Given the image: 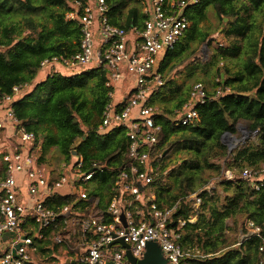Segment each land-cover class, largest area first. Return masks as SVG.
<instances>
[{
	"label": "trees",
	"instance_id": "trees-1",
	"mask_svg": "<svg viewBox=\"0 0 264 264\" xmlns=\"http://www.w3.org/2000/svg\"><path fill=\"white\" fill-rule=\"evenodd\" d=\"M78 1L86 4L89 0ZM73 2L0 0V96L10 93L16 84H29V90L11 104L14 114L28 130L35 132L36 142L42 140V149L54 145L67 165L73 156L71 144L86 135L75 150L84 170L93 163L103 167V171L95 172L88 189L96 202H75L74 195L54 191L44 197L43 203L55 210L70 204L86 214L95 206L102 212V220L110 222L107 207L114 193V181L127 162V139L123 127L99 128L108 100L105 70L88 68L66 76L54 72L35 80L43 58L68 57L78 50L79 24L65 18ZM105 2L112 24L124 28L141 26L146 18L141 0ZM208 7L222 23L221 34L226 43L216 41L212 45L211 57L199 60L204 67L201 71L214 66L218 57L238 58L240 65L233 70L227 64L217 67V80L211 82L210 90L206 88L209 98L197 104L199 118L193 124L181 125L174 118L175 111L188 98V84L183 82L182 87L177 86L166 95L158 94L160 86L155 91L159 97H150V102L158 105L155 120L161 125V132L151 159L154 170L148 187L158 206L176 204L172 218L185 220L177 230L176 240L190 253L181 258L182 264H259L261 239L252 236L242 241L240 236L245 218L260 226L264 235V184L255 189L247 180L226 178L224 171L258 169L264 163V16L260 20L257 17L264 12V0H198L186 6L184 13L190 26L174 49L165 53L159 71L164 73V81L171 82L173 78H166V70L189 52L196 39L211 45L213 38L198 26ZM200 64L193 65L191 70L196 73ZM201 80L197 78L195 82ZM218 86L223 92L215 96ZM239 122H243L248 137L229 148L221 136L225 132L236 133ZM212 178L214 183L210 182ZM195 192L201 202L194 208L190 194ZM192 217L195 219L189 221ZM239 218L242 219L238 221ZM63 219L61 215L56 222L40 228L26 215L20 226L24 227L27 221L34 223L44 234V238L37 240V249L44 250L45 244L51 242L53 250L57 244L54 235L65 231ZM228 219L232 225L227 224ZM85 235L96 237L93 231Z\"/></svg>",
	"mask_w": 264,
	"mask_h": 264
},
{
	"label": "built area",
	"instance_id": "built-area-1",
	"mask_svg": "<svg viewBox=\"0 0 264 264\" xmlns=\"http://www.w3.org/2000/svg\"><path fill=\"white\" fill-rule=\"evenodd\" d=\"M197 1L141 0V11L146 16L142 25L124 28L109 22L105 0H89L86 4L74 0L65 18L79 24L81 37L78 50L68 57H46L39 63V70L47 68V74L56 72L57 66L67 70L101 68L106 72L108 100L102 109L99 128L107 130L123 127L127 139V162L114 181V193L107 207L112 219L110 222L102 220L103 214L95 206L86 214L79 213V209L70 204H63L57 210L44 205V197L54 191L72 194L75 202L84 199L93 205L96 199L89 195L88 184L95 172L103 171V167L100 163H93L91 168L84 170L82 159L78 158L72 166L70 163L62 164L66 171L48 175L35 162L32 153L37 135L21 123L11 106L14 100L28 91L29 84H16L10 93L0 96V129L7 130L8 123L11 128L5 137L14 140L13 144L0 152L4 163L3 175L0 177V237L7 231L17 233L9 247L0 248V264L31 262L30 249L34 250L38 245L37 240L44 238L43 232L34 223L44 228L56 222L61 215L64 216L65 231L55 234L54 242L61 244L68 232L71 237L79 231V227V233L88 243L86 251L76 263L103 264L111 259L115 264H128L124 248L119 244L108 247L115 238H123L136 258L142 257L146 242L152 240L160 246L167 264H182L181 258L190 254L176 242L179 238L177 230L185 223L184 219L172 218L176 204L171 207L158 206L155 194L148 187L154 170L151 159L161 132V125L155 120L159 110L150 102V97L164 83L158 61L162 54L174 49L189 27L190 21L184 10ZM222 92L220 86L216 87L215 96ZM208 98L204 83L193 82L187 100L175 111L177 123L190 125L198 120L196 106ZM224 176L247 180L258 189L264 184V163L258 169L244 167L235 173L225 170ZM20 185L25 186L32 198L30 204L19 199ZM190 198L193 199L194 208L201 202L196 192L190 194ZM26 215L34 223L27 221L32 228L21 236L20 223ZM243 228L240 240L252 236L261 239L258 247L259 264H264V235L260 226L252 219L245 218ZM87 231H93L96 237H86ZM17 243L18 246L15 245Z\"/></svg>",
	"mask_w": 264,
	"mask_h": 264
},
{
	"label": "rangeland",
	"instance_id": "rangeland-1",
	"mask_svg": "<svg viewBox=\"0 0 264 264\" xmlns=\"http://www.w3.org/2000/svg\"><path fill=\"white\" fill-rule=\"evenodd\" d=\"M264 16V12L258 13L257 17L258 19H262ZM264 20V18H263ZM199 28L202 31H205L208 33V36L212 39L211 45H208L206 41H200L199 39H196L190 46L189 52L184 54L181 58L178 60L173 61L171 64H173L172 68H168L166 70L168 76L166 78H173V81L167 82L166 80L164 81V84L159 88L158 94L160 95H166L170 90H174V88L182 87L183 82L188 84L189 86H192V83L195 82L197 78H202L201 82L205 84L206 88L208 90L211 89V82L217 80V72L216 69L217 67L221 66L222 64H227L230 68L236 69L240 65V61L238 58H220L218 57L216 60V64L214 66H208V69H204L201 71L202 68H204L199 60H208L211 57L212 54V45L216 41H221L223 43H226V40H224L221 32L223 25L219 21L218 17L216 16L215 12L211 7H208L205 11V19L199 23ZM240 60L243 61V57H240ZM198 71L195 73L194 71L191 70L193 65H198ZM56 72L63 74V75H69L72 73H77L81 69H75V70H67L64 69L60 66L56 67ZM187 70L190 72L187 73ZM47 68H44L43 70H40L39 73L36 76V81L39 79H43L46 74H47ZM165 72V74H166ZM165 76V75H164ZM178 89V88H177ZM159 97L155 92H152V95ZM170 101V100H169ZM173 104V102L171 103ZM158 106V105H157ZM175 120L177 119V115L175 114L174 116ZM231 137H234L231 138ZM248 137V132L247 129L245 128L243 122H239L237 125V132L233 134H229L227 138L225 139L229 144H227L230 148L235 147L239 143L244 142ZM1 139V138H0ZM49 149V148H48ZM46 150L44 155H45V160H48L50 162V165L48 167H52L51 165H55L60 161L61 157L59 156L57 149L53 150ZM37 152V151H36ZM41 153V150L39 151V154ZM38 154V153H37ZM78 160V155H73L71 160H70V166L74 165L76 161ZM63 171H66V168L63 169ZM209 173V172H208ZM211 183H214L213 178L210 179ZM92 184L89 183L88 187H90ZM242 218H239L241 220ZM241 222V221H240ZM228 225H232L231 219L227 220ZM229 235H232V231L227 232Z\"/></svg>",
	"mask_w": 264,
	"mask_h": 264
},
{
	"label": "crops",
	"instance_id": "crops-1",
	"mask_svg": "<svg viewBox=\"0 0 264 264\" xmlns=\"http://www.w3.org/2000/svg\"><path fill=\"white\" fill-rule=\"evenodd\" d=\"M164 55L165 53L161 55L158 61L159 67H160V63ZM162 74L164 75V73ZM6 125H7L6 126L7 130L0 129V138H1L0 139V152L4 150L5 148H7L9 144L14 143V140L7 139L5 137V135L9 132L8 129L11 128L8 123ZM48 148L42 149V140L39 139L33 146L32 153L35 158V162L38 165L42 166L48 175L54 176V175H57L59 171H63L64 167L62 166V164L65 161H63V159L61 158L57 164L51 165L52 167H48L50 165V162L48 160H45L44 153L47 149L53 150L56 147L54 145H50ZM40 150H41V153L39 154ZM3 170H4V163L0 157V177L3 175ZM0 195H1V192H0ZM19 199L21 201L28 202L29 204L30 202H32V198L28 195L24 185L19 186ZM95 209L96 208H94L92 212L95 211ZM30 228H32V225L29 223H26L24 227L20 228L19 234L22 236L24 233H27V230ZM69 234L70 232L66 234V237L64 238L61 244L55 245V248H53V250L51 249V246H52L51 242L48 243L47 241H45L48 244L47 243L45 244L44 250L37 249V247L34 250L30 249L31 258H32L31 262H33L34 264H78L76 262L79 259V257L86 251L88 243L84 240L83 236L81 235V233H79V231L76 234L72 235L71 237L69 236ZM12 240L13 238L11 236L3 237L1 235L0 248L5 249L9 247Z\"/></svg>",
	"mask_w": 264,
	"mask_h": 264
},
{
	"label": "water",
	"instance_id": "water-1",
	"mask_svg": "<svg viewBox=\"0 0 264 264\" xmlns=\"http://www.w3.org/2000/svg\"><path fill=\"white\" fill-rule=\"evenodd\" d=\"M229 134L230 133L225 132L221 136V140L223 143L229 144V142L225 140ZM85 136L86 135L83 134V136L76 138L75 141L71 144L72 155L77 154L75 148L82 139H85ZM231 138L234 139V137H231ZM121 218H122L123 224L125 225V218L123 214L121 215ZM2 236L3 237L11 236L12 238H15L17 237V233L15 231H7V232H4ZM112 244H119L122 248H124V255H125V258L128 264H167V261L163 256L160 246L154 240L146 242L145 250L141 258H136L132 255L131 250H130V245L127 242H125L123 238H115L108 244V247H110ZM15 245L18 246L19 243ZM78 264H85V263H78ZM95 264H99V263H95ZM103 264H115V263L113 260L108 259Z\"/></svg>",
	"mask_w": 264,
	"mask_h": 264
}]
</instances>
